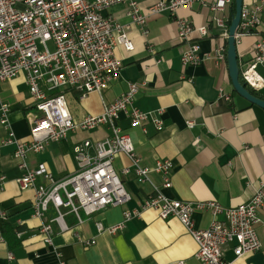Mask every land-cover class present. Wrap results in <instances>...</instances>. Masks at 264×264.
Here are the masks:
<instances>
[{"label":"crops","instance_id":"0c3cea01","mask_svg":"<svg viewBox=\"0 0 264 264\" xmlns=\"http://www.w3.org/2000/svg\"><path fill=\"white\" fill-rule=\"evenodd\" d=\"M139 1L146 11L159 0ZM109 12L122 23L129 21L124 5H115ZM212 15L209 8L196 2L178 10L175 17L167 11L149 16L147 37L134 25L129 31L134 50L117 47L123 69L119 78L104 90L103 98L113 101L128 89L130 82L146 81V87L136 94L134 104L151 117L162 119L164 128L157 130L149 122L145 132L141 127H132L125 115L119 121L122 129L131 135L142 164L153 169L160 159L173 162L172 187L163 189L169 197L192 202L216 201L224 207H233L249 200L260 183H264V108L234 93L228 59L220 62L215 59L218 47L226 43L221 30L210 23ZM177 17L187 18L195 27H208V36L193 34L201 51L210 53L202 64L183 65L182 54L188 46L179 37ZM263 28L264 15L262 27L243 37L238 48L240 60L251 59L253 45L264 35ZM222 88L225 94L231 95L230 100L220 94ZM260 92L264 95V89ZM65 94L75 123L103 111L102 96L97 92L83 98L77 90L68 88ZM0 98L11 106L10 123L15 136L30 143V117L37 110L25 74L3 82ZM190 121L194 122L192 127L188 125ZM10 131L0 122V184L1 177L5 176L0 209L7 213L6 219L0 218L3 238L0 239V264H59L60 259L65 264H174L179 260L199 264L195 257L198 244L186 226L177 217L161 219L154 209L142 211L140 217L126 221L115 233L98 232L96 222L105 226L121 223L124 210L140 208L152 191V185L135 174L123 153L116 156L115 168L132 199L90 216L81 212L82 223L65 208V221L70 228L61 232L54 223V246H49L39 232L40 226L55 217L57 211L50 205L44 218L34 215L35 190L21 189L17 183L25 168L20 167L21 159L15 156L16 145L3 143ZM109 132L104 126L94 130L77 128L65 139L48 141L40 151H28L26 162L32 168L45 162L54 178L62 179L78 168L74 145L86 139L102 140ZM125 167H130L127 175L123 173ZM150 176L155 184L162 186L160 173L151 172ZM217 217L222 216L204 210H196L192 215L196 228H207ZM5 222L16 228V238L5 233ZM257 232L262 242L258 251L237 258L233 250L236 243L231 242L222 246L225 258L232 264H264V224L257 225ZM82 239H96V242L85 245Z\"/></svg>","mask_w":264,"mask_h":264},{"label":"built area","instance_id":"2783aa9c","mask_svg":"<svg viewBox=\"0 0 264 264\" xmlns=\"http://www.w3.org/2000/svg\"><path fill=\"white\" fill-rule=\"evenodd\" d=\"M196 2L212 11L210 23L221 30L224 39H228L230 7L234 0H159L146 11L141 8L139 0H0V86L24 73L37 110V114L30 117L31 142L21 141L11 129V106L0 98V122L11 130L3 143L16 145L15 156L21 159L20 167L25 168L17 183L21 189L35 190L34 215L44 218L50 205L57 211L55 217L43 221L40 226L39 232L49 246H54V223L61 232L70 228L65 221V208L82 223L81 212L90 216L132 199L115 168L116 156L123 153L129 158L135 174L152 185V191L140 208L124 210L121 223L105 226L96 222L99 233H115L126 221L140 217L142 211L154 209L161 219L177 217L186 226L198 244L195 257L199 264H232L222 249L227 243H236L233 250L237 258L262 247L257 225L264 224V183H260L249 200L233 207H224L216 201L192 202L167 196L163 189L172 187L173 162L160 159L153 169L144 166L131 135L119 125L125 115L132 127H141L145 132L149 122L157 130L164 128L162 119L151 117L149 112L134 104L136 94L146 87V81L130 82L128 89L113 101L107 102L103 98L104 90L119 78L123 69V62L116 54L117 47L121 45L127 51L134 50V42L129 36L132 27L139 26L147 37L149 16L167 11L175 17L178 10ZM118 4L125 7L129 18L126 23L109 12ZM263 15L264 0H243L235 34L237 50L243 37L262 27ZM176 22L179 37L188 46L182 54L183 65L202 64L210 53L201 51L193 34L198 32L202 37L208 36V27H195L184 17H177ZM227 49L226 45L218 47L215 59L219 62L226 60ZM149 50L153 52L154 48L150 46ZM239 64L243 80L256 91L264 89V74L259 71V67L264 66V35L253 45L251 59L247 62L239 59ZM68 88H74L83 98L92 92L100 94L102 113L88 115L80 123H75L65 94ZM58 90L60 92L54 93ZM220 94L231 99L223 88ZM188 125L192 127L194 122L190 121ZM101 126L107 127L109 134L102 140L86 139L75 144L73 150L78 168L62 179L56 180L45 162H39L33 168L26 162L28 151H40L48 141L65 139L77 128L94 130ZM151 172L163 176L162 186L152 181ZM123 173L129 174L130 167H125ZM4 182L5 176H2L0 191ZM196 210L210 211L222 217L215 218L207 228H196L192 218ZM0 218H7L3 209H0ZM81 241L91 245L96 239ZM54 249L60 256L58 249ZM9 256L12 258V253ZM59 264L65 262L60 259ZM174 264H185V261Z\"/></svg>","mask_w":264,"mask_h":264},{"label":"water","instance_id":"95a60500","mask_svg":"<svg viewBox=\"0 0 264 264\" xmlns=\"http://www.w3.org/2000/svg\"><path fill=\"white\" fill-rule=\"evenodd\" d=\"M235 2V12L232 17L231 24L229 26V37H228V49H227V59L229 64V74L232 80L234 89L239 95L246 98L253 104L259 105L264 108V99L253 94L246 85L241 81V71L239 64L238 50L236 46L235 34L240 23L241 11L243 0H234Z\"/></svg>","mask_w":264,"mask_h":264},{"label":"trees","instance_id":"16d2710c","mask_svg":"<svg viewBox=\"0 0 264 264\" xmlns=\"http://www.w3.org/2000/svg\"><path fill=\"white\" fill-rule=\"evenodd\" d=\"M234 12H235V2H233V4H232V6L230 7V19H229V24H231V21H232V17H233V15H234ZM225 43H226V46H228V39H225ZM240 78H241V81L246 85V87L253 93V94H255L256 96H258V97H261V98H263L264 99V95L260 92V91H256V90H254L253 88H251L244 80H243V78H242V76H240ZM231 83H232V80H231ZM233 90H234V93H237V91L234 89V87H233ZM58 92H60V90H58V91H56V92H54V93H58ZM4 231H5V233H6V231L7 232H9V234L11 235V236H13V238H16V228H14L12 225H10L8 222H5L4 223Z\"/></svg>","mask_w":264,"mask_h":264},{"label":"rangeland","instance_id":"374dc122","mask_svg":"<svg viewBox=\"0 0 264 264\" xmlns=\"http://www.w3.org/2000/svg\"><path fill=\"white\" fill-rule=\"evenodd\" d=\"M259 71L264 74V69L262 67H259ZM264 93V92H263Z\"/></svg>","mask_w":264,"mask_h":264}]
</instances>
